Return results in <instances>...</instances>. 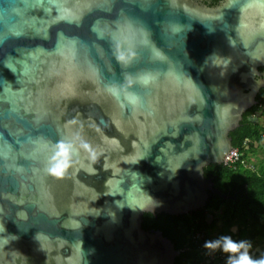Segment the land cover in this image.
<instances>
[{"label":"water","instance_id":"1","mask_svg":"<svg viewBox=\"0 0 264 264\" xmlns=\"http://www.w3.org/2000/svg\"><path fill=\"white\" fill-rule=\"evenodd\" d=\"M254 3L259 4L261 0H234L231 4L224 0L218 6L202 5L194 0H173L174 8L179 9V18L185 23L189 20L188 14L214 16L218 12L224 13L222 20L213 21L215 31L209 32L197 19L187 34L186 44L194 64L186 67L207 98L203 105L191 103L187 89L163 78L145 93L143 106L135 111L131 104L121 107L111 97L102 100L75 97L57 101L53 92L61 76L56 70L63 57L41 56L38 78L27 82L28 90L25 99L20 101L19 112H12L10 104H0V143L6 140L13 146L15 163L27 169L29 189L24 196L25 203H16L12 199L14 195L20 196L19 176L14 169L6 167L9 161L0 158V204L4 207L7 226V232L0 233V264H83V253L78 244L81 240L88 264L175 263L180 250L162 231L145 229L143 217L146 213L157 216L160 213L194 212L206 207L211 192L228 197L214 187V180L206 176L205 168L224 163L225 156L233 148L231 132L240 126L244 113L258 103L257 96L264 88V8L246 7ZM172 11L171 0H153L147 10L137 7L133 14L144 19L159 39L162 24ZM57 28H63L70 35H80L82 39L88 38L86 24L81 27L61 24L53 27L50 40L29 38L19 43L27 48L42 44L52 50ZM229 36L235 38L236 44L230 43ZM110 52L108 47L109 55ZM213 53L227 59L228 63L214 64ZM16 55L24 58L22 52ZM92 55L99 64H105L94 48ZM136 67L152 68L154 65L145 57L137 62ZM105 74L109 79L115 75L117 80L124 81L119 64L115 74L105 66ZM3 77L16 81V76L0 65V78ZM21 86L16 82V87ZM84 87L91 85L85 84ZM131 87L142 91L138 84ZM38 108L47 110V117L41 124L59 133L67 134L69 128L75 131L83 124V134L94 147L103 144V135L119 138L126 151L117 149L112 152L114 160L130 154L132 141L138 140L139 134L147 136L159 124L185 112L191 115L199 112L204 116L203 122L195 125L184 122L179 137L164 136L160 143L169 138L177 142L171 150L169 162L178 164L182 162L179 142L187 132L196 129L204 138L202 150L198 158L194 156L185 162L171 179L168 178L169 170L162 164L152 163L159 154V144L153 145L150 159L137 165H125L139 168L153 177L150 182L130 187L128 200L149 205L151 195L162 203L154 211L133 210L127 206L121 209L114 202L121 197L100 196L105 190L104 180L110 175V171L103 169L104 156L109 155L108 152L95 165L100 169L97 174L81 169L64 177L47 175L40 170L38 160L21 153L20 141L42 130L35 120ZM70 120L75 123L69 125ZM97 124L100 128L94 126ZM161 171L164 176L159 175ZM110 210L116 212L115 219ZM19 211H27L26 221H17ZM208 219L211 221L213 214H209ZM80 221L81 227H74ZM11 233L17 234L16 238L9 237L5 242L3 237ZM37 233H43V238L38 239Z\"/></svg>","mask_w":264,"mask_h":264},{"label":"clouds","instance_id":"2","mask_svg":"<svg viewBox=\"0 0 264 264\" xmlns=\"http://www.w3.org/2000/svg\"><path fill=\"white\" fill-rule=\"evenodd\" d=\"M153 0H0V65L9 69L16 81L7 77L0 78L2 90H0V104H10L12 112H19L20 101L25 99L28 90L27 82L38 78L39 62L43 55L63 57L57 74L61 76L56 89L53 92L57 101L82 97L86 99L102 100L103 98H115L121 107L131 104L133 110L142 107L144 96L162 78L187 89L188 99L191 103H207L201 87L197 85L191 71L186 65L194 64L187 48V34L194 28V21L199 20L209 32L216 30L214 20H222L223 12L214 16H189L187 23L179 18V9L174 8L171 0L172 13L164 20L159 33V39L154 35L153 28L139 15H134L137 7L147 10ZM229 4L234 0H228ZM246 7L253 9L264 8V0L261 3L249 4ZM71 25L76 27L87 25L88 38L82 39L80 35H70L63 28H57L55 36V48L47 49L42 44L34 48L22 46L20 41L25 39L50 40L52 29L56 25ZM231 44H236L235 38L228 37ZM108 47L111 52L108 54ZM95 49L105 61L104 65L97 62L92 55ZM22 52L24 58L16 55ZM31 57V60L28 59ZM147 58L154 67L138 68L137 62L141 58ZM114 58V59H113ZM46 62V61H45ZM207 62V60H206ZM214 64H227V59H222L213 53ZM123 70L124 81L120 82L115 75L109 79L105 74V66L114 74L116 65ZM203 68L201 67V71ZM42 71V69H41ZM19 82L21 87H16ZM89 84L91 87L85 88ZM138 84L142 91L134 90L131 86ZM29 95H31L29 91ZM26 108L31 110L29 105ZM35 120L42 130L38 134L28 135L21 140V153L33 160L40 162V170L50 176L64 177L73 170L84 169L90 174L100 172L95 165L105 152L103 169L110 171V175L104 180L105 190L102 194L117 198L114 202L119 208L125 206L133 210H152L162 203L161 200L150 195V204H134L128 200L129 188L150 182L153 177L141 171L139 168L125 167V165H137L142 160L152 157L153 145L159 144V154L152 163H160L169 170V179L178 169L192 157H199L202 150L203 136L199 130L193 129L184 135L179 142L180 159L178 164L170 163L171 150L177 145L174 139L160 141L164 136L179 137L184 122L195 125L203 122L201 113L195 115L187 112L163 122L152 129L149 135L139 134L138 140L132 141L130 154L121 155L118 159H112L111 153L120 149L126 151L121 140L116 137L103 135V144L95 147L83 134V124L80 128L69 133H59L55 129L41 124L47 117V110L36 109ZM103 121V117H101ZM69 125L75 123L70 120ZM100 128V125H94ZM22 130H18L20 132ZM2 137V133H0ZM191 142L190 144L188 142ZM83 150V154H81ZM0 158L9 161L6 167L14 169L19 176V198L12 197L16 203H25L24 196L28 192L27 169L16 164V154L13 146L6 140L0 143ZM191 165H189L190 167ZM164 171L159 173L164 176ZM35 195V193H33ZM4 207L0 204V233L7 232L4 221ZM100 211L96 212L99 213ZM110 215L115 219L116 212L110 210ZM17 221L28 219L27 211H19L16 214ZM81 227V221L74 225ZM236 231L220 233L213 239L204 241V248L208 254L216 251L225 254L226 264H264V255H255L254 242L251 238H237L233 235ZM15 233L3 237L16 238ZM38 239L43 238V233H37ZM83 253V264H88L86 253L82 247L83 241L78 242Z\"/></svg>","mask_w":264,"mask_h":264},{"label":"trees","instance_id":"3","mask_svg":"<svg viewBox=\"0 0 264 264\" xmlns=\"http://www.w3.org/2000/svg\"><path fill=\"white\" fill-rule=\"evenodd\" d=\"M257 100L258 103L244 113L240 126L230 134L233 147L241 150L244 159L256 145L264 147V125L258 117L260 114L264 115V88ZM205 174L213 178L216 187L223 194H230L231 197L211 195L206 207L191 213H160L157 216L152 213L144 214L143 227L162 231L173 241L175 248L180 250L174 264H212L207 261L202 250L204 241L213 239L214 231L218 235L232 232L231 228L235 225L239 227V238L248 236L253 242L257 239L264 241V170H250L239 162L235 167L223 163L207 166ZM245 183L248 187L242 191ZM209 214H213L211 221L208 219ZM219 221L223 222L222 226H219Z\"/></svg>","mask_w":264,"mask_h":264},{"label":"built area","instance_id":"4","mask_svg":"<svg viewBox=\"0 0 264 264\" xmlns=\"http://www.w3.org/2000/svg\"><path fill=\"white\" fill-rule=\"evenodd\" d=\"M246 141H248V139ZM238 162L246 166V161L244 158H242L241 150L238 147H233L231 151L225 156L224 164L235 167ZM202 250L208 259L207 261L210 263L221 262L225 260V254L223 252L216 251L214 254H208L207 249L202 247Z\"/></svg>","mask_w":264,"mask_h":264},{"label":"rangeland","instance_id":"5","mask_svg":"<svg viewBox=\"0 0 264 264\" xmlns=\"http://www.w3.org/2000/svg\"><path fill=\"white\" fill-rule=\"evenodd\" d=\"M258 117H259V121L261 122V124L264 125V115L260 114V116H258ZM262 143H264V140ZM245 161H246L245 168H249L250 170L252 169V170H256V171H260V172L262 170H264V169H262L264 166V147H259V145L258 146L256 145L254 149H252L250 152H248L247 157L245 158ZM218 214H220V213H218ZM218 224H219V226H222L223 222L219 221ZM217 235H214L213 238H215ZM246 237H248V236H246Z\"/></svg>","mask_w":264,"mask_h":264},{"label":"crops","instance_id":"6","mask_svg":"<svg viewBox=\"0 0 264 264\" xmlns=\"http://www.w3.org/2000/svg\"><path fill=\"white\" fill-rule=\"evenodd\" d=\"M236 229V231L233 232V234L235 235V237L239 238L238 236V230H239V227L238 225H235L231 228V230L233 229ZM217 231H214L213 232V236L214 235H217ZM254 250L256 251L255 252V255L259 256V255H264V241L263 240H259L257 239L255 242H254ZM212 264H226V260H223L221 262H214Z\"/></svg>","mask_w":264,"mask_h":264},{"label":"flooded vegetation","instance_id":"7","mask_svg":"<svg viewBox=\"0 0 264 264\" xmlns=\"http://www.w3.org/2000/svg\"><path fill=\"white\" fill-rule=\"evenodd\" d=\"M194 1H196V2H198V3H200V4H202V5H207V6H218V5H220V4H222L223 3V1L224 0H194ZM255 106V105H254ZM253 106V107H254ZM252 108V107H251ZM258 114H259V112H258ZM214 187L215 188H217L216 187V185H215V183H214ZM248 187V185L245 183V184H243V187H242V191L243 190H245L246 188ZM218 190H219V188H217ZM221 191V190H220ZM222 192V191H221ZM214 194H217V193H214V192H211L210 193V196L211 195H214ZM242 194V197H245V195H247V190L245 191V195L243 194V193H241ZM219 195V194H218ZM228 197H231V195L229 194V195H227ZM234 196H236V195H234ZM180 215V214H179Z\"/></svg>","mask_w":264,"mask_h":264}]
</instances>
